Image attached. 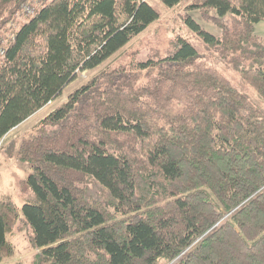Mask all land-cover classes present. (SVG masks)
Instances as JSON below:
<instances>
[{
	"label": "trees",
	"instance_id": "16d2710c",
	"mask_svg": "<svg viewBox=\"0 0 264 264\" xmlns=\"http://www.w3.org/2000/svg\"><path fill=\"white\" fill-rule=\"evenodd\" d=\"M23 1L0 0L2 23ZM195 8L207 19L230 14L232 43L264 20V0ZM159 17L148 0L38 8L2 50L0 140ZM175 44L160 59L99 72L22 142L27 197L21 209L0 202V263L14 254L9 235L23 217L43 264H264V112L192 43ZM235 63L264 99V43Z\"/></svg>",
	"mask_w": 264,
	"mask_h": 264
},
{
	"label": "rangeland",
	"instance_id": "374dc122",
	"mask_svg": "<svg viewBox=\"0 0 264 264\" xmlns=\"http://www.w3.org/2000/svg\"><path fill=\"white\" fill-rule=\"evenodd\" d=\"M49 1L24 0L11 19L7 16L6 23L0 20V63L3 57L2 50L14 33L30 20L31 15L38 8ZM148 1L160 13L158 20L100 67L81 72L78 78L66 87L61 97L36 112L0 140V202L12 199L20 209L25 203L27 194L23 192L21 182L31 170L26 162L18 158L19 148L24 140L38 133L41 121L66 102L69 94L88 83L106 68H115L120 63H130L132 60H145L151 57L160 59L166 56L176 47L175 41L178 37L192 43L201 60L229 78L235 87L264 112V99L244 81L241 72L233 66L236 64L235 57L238 54L247 49H258L264 43V20L255 24L252 39L232 43L227 39V33L232 31L230 14L220 16L212 10L210 14L214 17L207 19L200 9H187L193 0H182L174 7L167 6L162 0ZM190 16L204 30L215 36V40H208L201 34L190 21ZM30 236V228L25 225L22 217L19 224L17 222L14 232L9 235L15 248L14 254L0 264H43L35 255L37 249L32 246Z\"/></svg>",
	"mask_w": 264,
	"mask_h": 264
},
{
	"label": "built area",
	"instance_id": "2783aa9c",
	"mask_svg": "<svg viewBox=\"0 0 264 264\" xmlns=\"http://www.w3.org/2000/svg\"><path fill=\"white\" fill-rule=\"evenodd\" d=\"M4 51H2V53H3Z\"/></svg>",
	"mask_w": 264,
	"mask_h": 264
},
{
	"label": "water",
	"instance_id": "95a60500",
	"mask_svg": "<svg viewBox=\"0 0 264 264\" xmlns=\"http://www.w3.org/2000/svg\"><path fill=\"white\" fill-rule=\"evenodd\" d=\"M171 264H173V263H171Z\"/></svg>",
	"mask_w": 264,
	"mask_h": 264
}]
</instances>
